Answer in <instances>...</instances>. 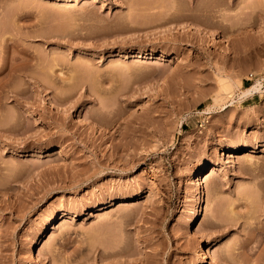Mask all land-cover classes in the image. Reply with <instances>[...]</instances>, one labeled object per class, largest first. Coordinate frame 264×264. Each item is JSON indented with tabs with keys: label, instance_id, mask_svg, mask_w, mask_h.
I'll return each instance as SVG.
<instances>
[{
	"label": "rangeland",
	"instance_id": "374dc122",
	"mask_svg": "<svg viewBox=\"0 0 264 264\" xmlns=\"http://www.w3.org/2000/svg\"><path fill=\"white\" fill-rule=\"evenodd\" d=\"M204 249L264 264V0H0V264Z\"/></svg>",
	"mask_w": 264,
	"mask_h": 264
},
{
	"label": "bare ground",
	"instance_id": "6f19581e",
	"mask_svg": "<svg viewBox=\"0 0 264 264\" xmlns=\"http://www.w3.org/2000/svg\"><path fill=\"white\" fill-rule=\"evenodd\" d=\"M140 52L141 51H139L138 53L140 54ZM118 55H120L121 57H132V55H134V54L129 55L127 53H119ZM234 87H235L234 84H227L222 89L224 90L226 96H228L230 98H233L234 91H235ZM237 88L240 91V93H238L239 94L238 96L242 95V96H246L247 97V96H251L254 93V91L261 90V85H260V83H258V84L252 85L249 88H241L240 86H237ZM8 127H10V125ZM4 128H5V126H4ZM1 129H2V127H1ZM3 130L9 131L10 129L6 128V129H3ZM254 149H258V144H254L253 146H251V148H248L246 151H243V152H239L238 150L236 152H231L232 154H230V156H229V158L231 159L230 162H234L235 159H239L241 157V153H249V151H253ZM206 167H207V164H203L202 167L200 168L198 174L195 176L196 187H197V189L199 191V198H198V201L196 202V205H195V215H194V218H193V224H196V222L200 218V216H201L200 208H201L202 204L204 203V195L202 196L201 187L206 186V185H210L217 178L216 173H213V174H210V175L206 174V172L204 171ZM91 215L93 216V214H91ZM55 223L56 222H53V223L50 224V226L41 235V237H40L41 239H40L39 242H33L31 244L32 245V247H31L32 250H37L38 247L42 248V247H46L47 246V239L49 237V232H50V230H52L55 227ZM200 257H201L200 258L201 263L202 264L206 263L208 261V259H209L208 251H206L204 249L201 252V256Z\"/></svg>",
	"mask_w": 264,
	"mask_h": 264
},
{
	"label": "built area",
	"instance_id": "2783aa9c",
	"mask_svg": "<svg viewBox=\"0 0 264 264\" xmlns=\"http://www.w3.org/2000/svg\"><path fill=\"white\" fill-rule=\"evenodd\" d=\"M248 79H253V75H250V77H248Z\"/></svg>",
	"mask_w": 264,
	"mask_h": 264
}]
</instances>
